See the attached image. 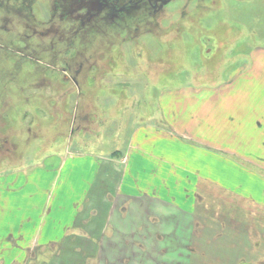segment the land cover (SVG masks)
Listing matches in <instances>:
<instances>
[{
  "label": "rangeland",
  "instance_id": "1",
  "mask_svg": "<svg viewBox=\"0 0 264 264\" xmlns=\"http://www.w3.org/2000/svg\"><path fill=\"white\" fill-rule=\"evenodd\" d=\"M21 6L38 43L0 16V105L17 129L15 150L0 146V225L13 226L9 208L27 217L49 199L42 235L23 229L34 263L105 179L126 196L83 264H264V0ZM86 90L96 108L81 112ZM144 210L147 239L128 237L140 225L123 221Z\"/></svg>",
  "mask_w": 264,
  "mask_h": 264
},
{
  "label": "crops",
  "instance_id": "2",
  "mask_svg": "<svg viewBox=\"0 0 264 264\" xmlns=\"http://www.w3.org/2000/svg\"><path fill=\"white\" fill-rule=\"evenodd\" d=\"M97 175L101 176L100 174ZM122 187L123 185L112 182L109 183V180L105 179L101 184L92 183L87 191L86 199L74 208L75 210L73 212L75 215L72 224L64 227L61 237L50 240L47 249V256L49 259H44L43 263L83 264L82 261L84 259L82 256L85 254V251L89 252L90 256L97 255L100 257L101 248L99 242L107 236L105 230L108 225L112 226L115 223V199H117V195L122 197L125 195V191L122 190ZM127 196L130 197L131 195ZM48 200L49 199L43 202V204L33 208V210L30 211L31 214L27 217L28 211L21 213V210H18V208L14 209V207H11L10 209L8 205L10 213L4 225L9 226L8 224L10 221L11 223L13 222V226H11V228H4V226L0 225V264H35L34 260L35 256L38 255V250H36L34 246L29 247L31 245L25 242L23 238V229L25 225L28 227L31 224L36 227V237L39 238L42 235L41 231L46 227L45 222H47V217L45 215L48 214L51 209L50 201ZM135 203L138 204V201H135ZM83 204L84 206L81 207ZM130 204L131 202H129V205ZM141 204L142 203H140V206ZM14 211L21 213L22 217ZM144 213L143 217L139 216L137 220L127 219L125 222L123 221V223L128 225H140L138 229L132 226L137 231L141 229L139 232L135 233H131L130 227L128 237L134 236V239L139 237L140 240L147 239V229L149 226L148 215L146 210H144ZM0 215L4 216V210H2ZM172 224L174 223L172 222ZM25 231H27V229ZM122 237L126 238V236ZM51 245L54 247L53 250ZM39 246L45 247V245L40 244L36 247ZM28 249H32L31 255ZM43 253L45 254L46 250ZM25 258H27V262H24ZM29 260L33 261L29 262Z\"/></svg>",
  "mask_w": 264,
  "mask_h": 264
},
{
  "label": "trees",
  "instance_id": "3",
  "mask_svg": "<svg viewBox=\"0 0 264 264\" xmlns=\"http://www.w3.org/2000/svg\"><path fill=\"white\" fill-rule=\"evenodd\" d=\"M24 2V0H0V9H4L6 10L5 13H1L2 16V19H1V28L4 27V25H11L13 27H17V30H16V37L15 38H20L21 41L23 44H27V46H30L32 42H35L37 41L36 40V32L35 30H33V28H31V30H29V22L31 21L30 20V16L28 15V13L26 15H22L23 14V9H22V3ZM7 23V24H6ZM24 24V25H23ZM22 27V30L20 31V33L18 32V28L20 29ZM23 32V35H21V33ZM38 43V41H37ZM37 49H41L39 48V44H37ZM25 46V45H24ZM8 79H11L12 78H8ZM2 85H3V81H2ZM24 85H27V84H24ZM32 87L31 84H28L27 85V88H30ZM15 89V88H14ZM26 88L22 89V90H25ZM89 94V96L87 95ZM25 97L26 95L23 94ZM93 95V98L96 97V94H90V92L88 90H86V93L84 94V97L81 98L82 100H80V102H82V108H81V112H83V109H84V112H90L91 110H93V108L95 107L94 104L92 105L90 102H89V98L90 96ZM88 97V99L85 101V98ZM28 99V98H27ZM25 98V100L29 103L30 102V107L33 109L34 106L36 107H39L40 109H44V108H49V110H51L50 108V103L48 104L46 100H42V101H39V105H35V102H31V99H28L27 100ZM92 100V99H91ZM119 100L118 99V103H119ZM95 101V100H94ZM42 102V103H41ZM34 104V105H31V104ZM84 103V104H83ZM43 105V107H42ZM94 106V107H93ZM93 107V108H92ZM4 108L6 109V105H0V146H2L4 148V150L6 151L5 153L9 154L11 151L15 150L14 149V143H13V140L11 139L10 140V135L12 133H14L17 129L14 127L12 128L10 125H9V122L11 121L9 118V116L7 115L6 112H4ZM96 108V107H95ZM28 110V108H25V112ZM117 110H119V108L115 107L113 108L112 110H110V113H106V117L105 119H108V118H112V116L116 115V112ZM78 113H80V111H78ZM66 116H65V120L66 122H68L70 120V114L66 111ZM105 113L101 110L98 111V115H104ZM112 115V116H111ZM89 115H87L88 117ZM113 116L112 119H115V117ZM60 119H63V116L60 117ZM91 119V117H90ZM118 119V117H117ZM61 122L64 123L63 120H60ZM12 122V121H11ZM101 120H99L98 123H100ZM14 123V122H13ZM98 123H96L95 125L98 126ZM65 124V123H64ZM102 124V122H101ZM100 127V126H99ZM31 132L26 129L25 127L23 128V137H28L30 136ZM1 148V147H0ZM4 152V151H3ZM2 152V153H3ZM1 157V155H0ZM0 164L1 166L3 165L2 163V158L0 159Z\"/></svg>",
  "mask_w": 264,
  "mask_h": 264
}]
</instances>
